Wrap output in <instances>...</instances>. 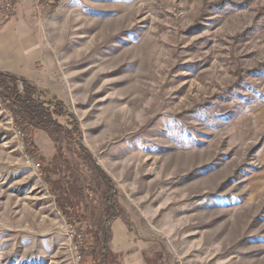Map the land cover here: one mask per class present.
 <instances>
[{"label": "rangeland", "instance_id": "obj_1", "mask_svg": "<svg viewBox=\"0 0 264 264\" xmlns=\"http://www.w3.org/2000/svg\"><path fill=\"white\" fill-rule=\"evenodd\" d=\"M34 15L51 56L38 88L76 120L62 153L95 201L71 191L82 214L62 212L55 142L35 130L31 155L0 98V264H94L98 220L109 264L132 243L169 264H264V0L34 1ZM86 162L120 216L101 214Z\"/></svg>", "mask_w": 264, "mask_h": 264}, {"label": "trees", "instance_id": "obj_2", "mask_svg": "<svg viewBox=\"0 0 264 264\" xmlns=\"http://www.w3.org/2000/svg\"><path fill=\"white\" fill-rule=\"evenodd\" d=\"M20 83L23 84V90H20ZM52 96L53 95L50 93H46V91L42 92L37 85L29 82L24 77L0 71V98L6 102L8 108L15 117V121L24 131L27 149H29L30 154L32 155L35 152L33 149V146H35V130H41L48 133L56 144V156H58L61 161L57 168L62 171L61 167H64L67 171L63 174L61 173L59 179L52 178L51 173H48L49 183L52 184L51 188L55 192L58 206L67 216L71 213V215L76 214L77 216H81L82 213L78 214L79 212L76 210L79 208V204L76 205V203L72 202L69 193L74 191L77 195L84 198V200L83 198H79V200L81 199V201H84L83 204L86 211L91 205H93L95 200H93L94 198H91L90 195L83 194V189L88 187V194H90L89 191L93 189L90 184L85 186L81 183L82 181H79L78 176L81 175L78 173V168H75L77 164L75 163L74 165L73 162L66 161V159H64V154L62 153L64 142L67 145H72V143L79 144L78 138L81 136V132L72 114L67 113L65 110L64 103L58 99H54ZM50 97L52 98L50 99ZM60 117H66L68 120L67 123L62 122ZM80 146L83 155L87 153V150L82 145ZM85 155H88L87 158L91 160V156L88 153ZM86 163H90L94 169L96 168L94 172L99 187H102V185L106 187V192L104 191L103 196L98 198L100 199V207H105L104 212L101 214H105L104 216L107 221L120 216L117 197L111 196V188L113 187L112 179L100 167L95 166L94 162ZM42 169H44V167ZM44 171L46 170L44 169ZM47 172H44V174ZM102 224L100 220H98L95 228L96 232H94L96 239L92 242L94 249L93 252H91L94 264H99V255H102L100 264H109L111 252L109 251L108 242L111 239V236L110 231L108 229L105 230ZM81 258H83V256Z\"/></svg>", "mask_w": 264, "mask_h": 264}, {"label": "crops", "instance_id": "obj_3", "mask_svg": "<svg viewBox=\"0 0 264 264\" xmlns=\"http://www.w3.org/2000/svg\"><path fill=\"white\" fill-rule=\"evenodd\" d=\"M7 16L0 13V71L24 77L38 87L46 75L51 56L47 54L42 31L34 15V0H13ZM130 248V249H128ZM119 264H169L167 259H144L141 248L130 244Z\"/></svg>", "mask_w": 264, "mask_h": 264}, {"label": "built area", "instance_id": "obj_4", "mask_svg": "<svg viewBox=\"0 0 264 264\" xmlns=\"http://www.w3.org/2000/svg\"><path fill=\"white\" fill-rule=\"evenodd\" d=\"M36 8L41 10L44 6L56 4L58 0H34ZM14 8L13 0H0V13L9 15Z\"/></svg>", "mask_w": 264, "mask_h": 264}]
</instances>
